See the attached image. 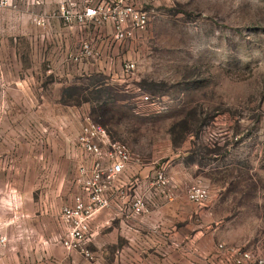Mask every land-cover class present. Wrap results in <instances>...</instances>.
Segmentation results:
<instances>
[{
  "label": "rangeland",
  "instance_id": "rangeland-1",
  "mask_svg": "<svg viewBox=\"0 0 264 264\" xmlns=\"http://www.w3.org/2000/svg\"><path fill=\"white\" fill-rule=\"evenodd\" d=\"M135 1L149 23L123 42L93 23L82 38L72 29L32 39L19 32L32 23L19 3L17 13L13 3L0 8V189L25 183L19 168L34 155L66 151L61 138L45 141L49 127L77 138L89 115L130 148L151 182L167 173L174 199L197 214L200 242L264 254V0ZM85 34L94 55L74 61ZM61 51L63 67L53 61ZM127 61L136 65L129 76ZM69 153L89 160L76 140ZM76 165L68 195L78 188ZM197 181L210 191L201 205L189 200Z\"/></svg>",
  "mask_w": 264,
  "mask_h": 264
},
{
  "label": "crops",
  "instance_id": "crops-1",
  "mask_svg": "<svg viewBox=\"0 0 264 264\" xmlns=\"http://www.w3.org/2000/svg\"><path fill=\"white\" fill-rule=\"evenodd\" d=\"M63 1L74 2L79 7L85 5V0H0L4 2L0 8L13 3L14 13H17L19 3V17H30L32 21L30 25H20L19 32H30L32 39L41 32H47L50 37H70L65 30L72 32V29L79 30L77 37H84L86 27L69 28L63 24L60 18ZM99 32L100 36L113 39L111 25L102 27ZM66 38L63 40L68 42ZM55 42L62 45V40ZM53 48L55 50L56 46ZM66 54L61 51L53 55L54 64L59 67L69 64ZM79 68L81 71V64ZM61 127H49L44 139L49 146H55L56 140L61 138L68 145L66 151L55 154L54 150H47L43 155H34L31 164L19 168V172L28 177L26 182L22 179L19 185L0 189V236L7 239L0 245V264H230L219 248L220 244L228 245L222 241L218 244L200 242L203 234L196 227L197 214L189 212L190 203L174 198L148 201L149 211L142 215L128 216L121 208L128 206L126 200L100 211L92 221L93 235L87 244L91 259L55 243L61 232V209L79 192L75 187L76 192L68 195L73 162L76 168L85 162L77 158L78 154L72 157L69 153L76 136L65 134ZM90 162L91 159L85 163ZM134 175L139 179L138 190L148 193L152 182L147 167L139 169L133 163L123 178Z\"/></svg>",
  "mask_w": 264,
  "mask_h": 264
},
{
  "label": "built area",
  "instance_id": "built-area-1",
  "mask_svg": "<svg viewBox=\"0 0 264 264\" xmlns=\"http://www.w3.org/2000/svg\"><path fill=\"white\" fill-rule=\"evenodd\" d=\"M60 18L69 28L86 27L89 23H93L96 29L111 25L113 39L118 42L135 38L149 23L148 11L137 5L135 0H85L83 7L63 1ZM85 37L78 53L71 55L70 59L81 61L94 55V37L90 34ZM135 67L133 61H127L122 74L129 76ZM76 145L91 162H82L76 168L79 192L74 195L72 203L61 209V232L57 241L68 251H79L91 259L92 252L87 244L93 235L92 221L100 211L126 200L128 206L121 208L128 216L142 215L149 211L148 201L152 191L167 199H173L175 191L164 170L157 172L150 185L152 191L149 189L148 193L138 190L137 176L124 179L125 172L135 163L133 153L125 143L114 140L110 132L89 115L82 116ZM209 197V188L202 181L194 183L189 191V200L197 205L204 204ZM6 242V237L0 236V245ZM219 248L225 252L227 263L264 264V254L250 249L224 244H220Z\"/></svg>",
  "mask_w": 264,
  "mask_h": 264
}]
</instances>
